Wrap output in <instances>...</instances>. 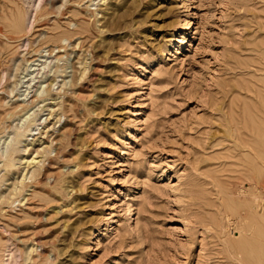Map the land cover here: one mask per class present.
Instances as JSON below:
<instances>
[{
  "label": "rangeland",
  "instance_id": "obj_1",
  "mask_svg": "<svg viewBox=\"0 0 264 264\" xmlns=\"http://www.w3.org/2000/svg\"><path fill=\"white\" fill-rule=\"evenodd\" d=\"M39 1L17 47L0 0V134L23 58L71 81L0 186L3 264H264V0Z\"/></svg>",
  "mask_w": 264,
  "mask_h": 264
},
{
  "label": "bare ground",
  "instance_id": "obj_2",
  "mask_svg": "<svg viewBox=\"0 0 264 264\" xmlns=\"http://www.w3.org/2000/svg\"><path fill=\"white\" fill-rule=\"evenodd\" d=\"M85 2H89V4H86V8L89 7L88 9H91L90 7H92L93 1L86 0ZM21 3H22L21 5L22 10L19 16L14 19V23H13V26L15 28L17 29L19 28L18 30H20V32L22 31L16 37L17 42H18L17 47H25L24 46L26 45L25 41H27L28 39L24 31L28 32L29 30H31L33 21L35 19L34 11L40 5V1L39 0H22ZM15 15H17V13ZM71 24L72 23H70V25ZM60 41H63L65 45L69 44L68 39L66 37H61ZM54 49L55 47L49 49V48H46V46H43L38 49L37 53L35 52L36 54L35 57L33 56V58L29 60L23 58L22 66L17 72L16 78L14 79V82L12 83V87L10 88V94L11 92H14V95L12 94L13 95L12 98L14 97L15 98L13 100H11L12 98H10L8 101L10 100L14 101L13 108H15L16 111H11L14 115L12 116V119L9 122V126L3 130L4 133L0 134V186L2 184H5L7 178L6 177L4 178V176L6 174L7 175H10L12 173L15 174V172L18 174L21 173V177L18 178V176H16L15 181L12 183V188H10L12 192H15L17 187H21L24 184V181L27 177L31 178L32 175L38 172V170L41 168V165L43 163V160H42L43 158H41L42 154H40L39 151L36 150L35 154L32 156H30L31 155L30 153L28 157H26L25 154L28 153V151L32 148V146L36 144L37 142L41 146L39 148L40 150H43V152L47 151V148L49 146L47 144L42 145L44 141H41V138H43L44 136L41 137V133L42 132L46 133V131L48 130V128H46L47 124L51 121L50 119L53 118V113L51 111V107L49 104L54 103L53 101L56 98H58V96H56L55 93L59 92V90L63 87L65 83H67L68 81L69 82L71 81L70 79L64 78L65 76H68V75L61 74L62 72L66 71L65 69L68 67L67 63H66V66L64 67H61V65L59 64L61 68L60 67L58 68V65L56 68V66L54 65V61H55L53 60L55 59L54 58L55 53H53ZM59 51L61 50L59 49L56 50V52H59ZM61 59L63 58L61 57ZM59 76L63 78L59 79ZM57 88L59 89L57 90ZM33 96H36L37 98L39 97V99L37 98L35 99L33 98ZM260 98H261V101L258 102L259 106L257 110L259 108L261 109V110L259 109L260 110L259 112L262 113L261 116H263L264 118V114H263L264 113V98L263 100H262V96ZM45 100H47L48 102L45 103L44 102ZM44 105L48 106L49 111L43 114L41 111L43 110L42 108ZM248 116L250 115L248 114ZM262 122H264V119L260 120L261 126H262ZM249 124L248 126L250 127H253L254 125L253 124L251 126V124L250 125ZM260 129L262 130V128ZM254 132H257V131L254 130ZM244 145H247L249 149L250 147L252 148V145L247 141L245 142ZM13 154L17 156V158H15L16 160H14L15 156ZM20 164H25L23 167H21L22 169L20 168ZM25 168L27 169L25 170ZM11 169H15V171L12 172ZM263 213H264V210H263ZM241 232H242V229L239 228L237 233L240 234ZM5 247L6 245H4L2 250H5L6 249ZM0 262L1 264H3L5 261L3 259H0Z\"/></svg>",
  "mask_w": 264,
  "mask_h": 264
}]
</instances>
